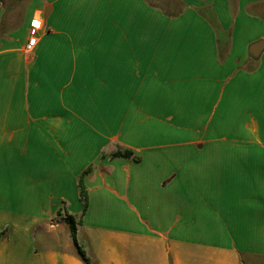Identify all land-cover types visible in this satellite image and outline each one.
<instances>
[{"label": "crops", "instance_id": "0c3cea01", "mask_svg": "<svg viewBox=\"0 0 264 264\" xmlns=\"http://www.w3.org/2000/svg\"><path fill=\"white\" fill-rule=\"evenodd\" d=\"M183 2L0 8V264L264 263V0Z\"/></svg>", "mask_w": 264, "mask_h": 264}, {"label": "rangeland", "instance_id": "374dc122", "mask_svg": "<svg viewBox=\"0 0 264 264\" xmlns=\"http://www.w3.org/2000/svg\"><path fill=\"white\" fill-rule=\"evenodd\" d=\"M29 0H0V8H2L5 13L7 20L9 24L12 26H16L17 23L20 20V11L21 8L27 4ZM153 2L156 5L162 6L163 8H172L173 11L176 12V14H181L183 10L186 8V4L183 2V0H149ZM229 3L232 5V7L235 9L236 4H238L239 0H228ZM180 3V4H179ZM20 10V11H19ZM232 20H236V17L233 16L231 18ZM261 20L264 21L262 18ZM254 60V59H252ZM251 60V61H252ZM58 221V218L52 220L51 222ZM60 236L59 240L60 242H56L55 240H48L46 243H41L39 246L45 248H51V249H64L65 247H71L73 249L76 248V245L73 242L72 236H71V227L65 223L63 226L60 227L59 230ZM264 264V263H259Z\"/></svg>", "mask_w": 264, "mask_h": 264}, {"label": "trees", "instance_id": "16d2710c", "mask_svg": "<svg viewBox=\"0 0 264 264\" xmlns=\"http://www.w3.org/2000/svg\"><path fill=\"white\" fill-rule=\"evenodd\" d=\"M113 158L117 157H125V158H132L133 153L131 151H126V152H116L115 154L112 155ZM138 160V159H136ZM92 171V167H90L87 171H85L81 177L79 178V195H80V200L83 204L84 210L83 212L85 213L88 208V192L86 189V186L84 184V178ZM61 215V213H60ZM65 222L71 227V236L73 239L74 244L78 248L79 256L81 259L87 263L90 264V261L88 260L85 252L78 246L77 242V225L78 223L76 222V219L72 215H66L65 216ZM8 234V231H4L3 233L0 234V240H2L6 235Z\"/></svg>", "mask_w": 264, "mask_h": 264}, {"label": "built area", "instance_id": "2783aa9c", "mask_svg": "<svg viewBox=\"0 0 264 264\" xmlns=\"http://www.w3.org/2000/svg\"><path fill=\"white\" fill-rule=\"evenodd\" d=\"M35 21H38V20H35ZM38 22H39V27H36V25L33 23L30 26L29 41H28V45L26 47L27 52H30L37 45V42H38L37 36H38L39 29L41 27L40 21H38Z\"/></svg>", "mask_w": 264, "mask_h": 264}, {"label": "water", "instance_id": "95a60500", "mask_svg": "<svg viewBox=\"0 0 264 264\" xmlns=\"http://www.w3.org/2000/svg\"><path fill=\"white\" fill-rule=\"evenodd\" d=\"M264 51V40L257 41L249 47V53L254 59H258Z\"/></svg>", "mask_w": 264, "mask_h": 264}, {"label": "snow or ice", "instance_id": "6c2138e0", "mask_svg": "<svg viewBox=\"0 0 264 264\" xmlns=\"http://www.w3.org/2000/svg\"><path fill=\"white\" fill-rule=\"evenodd\" d=\"M33 24L36 25V27H39V22L38 21H33ZM34 42V41H33Z\"/></svg>", "mask_w": 264, "mask_h": 264}]
</instances>
